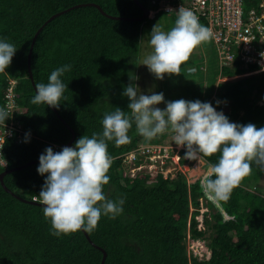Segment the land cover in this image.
<instances>
[{"label":"trees","instance_id":"1","mask_svg":"<svg viewBox=\"0 0 264 264\" xmlns=\"http://www.w3.org/2000/svg\"><path fill=\"white\" fill-rule=\"evenodd\" d=\"M152 9V0H138ZM138 18L142 10L134 0H0V40L13 44L15 53L6 72L0 73V107L5 106L9 80L18 81L16 100L22 110L17 116L27 135L22 143L16 138L6 141L3 157L8 163L0 166V175L39 160L49 147H65L72 133L102 134L104 115L120 108L129 113V99L123 96L136 77L137 61L142 42L160 16L144 22L112 20ZM47 24L39 34L32 53L35 85L48 83L57 68L71 66L60 78L68 85L58 108L33 104L36 95L30 79L28 57L39 29L54 15L67 11ZM259 67L251 65L250 71ZM248 70L235 61L219 69V78L243 75ZM215 83L214 93L207 100L221 108L229 102L225 116L230 122L257 128L264 127V73L234 81ZM211 100V101H210ZM208 102V103H209ZM130 143L117 147L108 142L114 158L108 173L110 182L104 192L108 199H124L123 212L115 218L102 216L98 227L86 232L92 243L107 253L105 264H264V178L254 163L252 175L236 189L227 202H210L199 181L190 184L186 175L173 179L157 174L131 177L125 169V157L143 144L133 122L128 133ZM164 133L157 145L165 144ZM186 151H182V164ZM218 156L202 161L218 162ZM144 159L138 156L136 165ZM150 163V161H148ZM39 162L5 176L9 194L0 182V264H102L103 253L94 247L83 231L59 237L52 235L51 223L45 218L36 196L46 176L37 169ZM21 198V199H19ZM204 229L199 228L201 207ZM209 235V236H208ZM208 241L209 259H199L188 250L187 241Z\"/></svg>","mask_w":264,"mask_h":264},{"label":"clouds","instance_id":"2","mask_svg":"<svg viewBox=\"0 0 264 264\" xmlns=\"http://www.w3.org/2000/svg\"><path fill=\"white\" fill-rule=\"evenodd\" d=\"M212 38L210 28L202 25L191 10L180 7L167 31L158 23L153 26L149 40L152 51L140 63L157 80L162 81L166 75L179 76L192 53ZM16 52L13 44L0 40V73L6 72ZM68 71L70 65L57 68L47 84H36L31 103L58 108L68 89L60 77ZM123 96L130 101L129 113L115 108L105 114L102 134L93 133L91 138L84 135L74 147H63L59 152L49 147L40 155L37 171L46 179L36 197L51 223L52 235L91 233L102 216L122 214L124 199L110 200L104 192L114 160L108 142L117 147L130 143L128 133L133 122L137 132L148 140L171 133L174 143L186 148L185 160L200 162L219 154L218 162L208 163L199 181L203 194L213 204L227 202L243 186L252 175L253 163L264 171V127L230 122L211 103L183 99L165 102L163 93L144 94L135 83L124 89ZM162 103H166L163 110L157 107ZM7 119L9 112L0 107V124L5 125Z\"/></svg>","mask_w":264,"mask_h":264},{"label":"built area","instance_id":"3","mask_svg":"<svg viewBox=\"0 0 264 264\" xmlns=\"http://www.w3.org/2000/svg\"><path fill=\"white\" fill-rule=\"evenodd\" d=\"M151 4L150 19L156 18L161 13H176L180 7L191 10L200 22L212 30V40L217 47L220 68L232 66L235 61H240L243 63V68L248 70L236 79L264 73V55H262L264 54V0H152ZM251 65L259 68L250 71ZM190 72L197 71L193 69ZM17 84V80L10 79L5 94L4 108L9 112V119L5 121V125L0 124V166L3 168L8 167L3 157L6 141L16 138L19 143H22L27 135L17 118L22 114L16 100ZM221 104L222 107L216 110L225 115L229 111L230 104L226 101ZM56 147L58 150L63 148ZM182 151H186V148L176 144L148 146L142 144L125 157V162L131 157L132 162L130 163L136 165V160L140 156L144 160H149L150 163L159 161L162 167L167 164L175 166V161L178 164L183 158ZM172 156L177 157L178 160L174 161L175 157ZM165 177L169 178L171 174Z\"/></svg>","mask_w":264,"mask_h":264},{"label":"rangeland","instance_id":"4","mask_svg":"<svg viewBox=\"0 0 264 264\" xmlns=\"http://www.w3.org/2000/svg\"><path fill=\"white\" fill-rule=\"evenodd\" d=\"M175 19L176 13H161L158 21L154 23L153 26L158 23L164 28L165 31H167L173 25ZM200 23L204 25L202 22ZM152 28H148L150 33ZM150 33L144 38L139 51L136 72V77H138V80L135 81V84L144 94H150L151 92L163 93L165 102L175 101L179 99H183L186 101L199 100L200 102H206V100L211 95H213L215 83L217 80L219 83L223 81H234L236 78L241 76L239 75L235 77H229L227 79L219 78L220 66L217 47L211 39L210 41L202 44L192 53L189 61L182 65L179 76L166 75L162 81L157 80L154 75L149 72L148 68L141 65L140 63L141 59L146 54L152 51L149 45ZM193 69H196L197 72L189 73V71ZM208 102L209 101H207V103ZM157 107L163 110L166 107V103L157 105ZM166 134H168L169 136L164 140L165 144L174 145L175 143L172 138V134L168 132H166ZM161 136L162 135H159L152 140L144 138L143 144L147 146L157 145L158 139L161 138ZM181 156L183 157L182 153ZM130 159L128 158L129 161L127 160L124 165L125 169H127V174L133 178L138 176V174L155 175L159 171H164L163 174L165 176L171 174V177L174 179L178 173L182 172L186 175L189 183L193 184L196 181L200 180L207 170L205 163L202 160L200 162L198 160H187L186 164H182L180 160L177 164V161H175L177 157H175L173 159L175 161V166H170L167 164L165 167H162L161 165H159V161H151V163L149 164V160H144L141 166H136L130 163L132 162V160ZM260 187L264 190V178L260 183ZM201 208V215L198 217V222L199 228L204 229L203 215L208 211V209L206 208V206H203ZM187 245L189 252L194 256L199 257V259L210 258L211 252L208 248V241H194L192 239H188Z\"/></svg>","mask_w":264,"mask_h":264},{"label":"water","instance_id":"5","mask_svg":"<svg viewBox=\"0 0 264 264\" xmlns=\"http://www.w3.org/2000/svg\"><path fill=\"white\" fill-rule=\"evenodd\" d=\"M134 1H135L136 4L140 7V9L142 10V13H143V14H142L141 17H138V18H119V17H113V16H110V15L106 14V13L104 12V10H103L99 5H96V4H84V5H78V6L73 7L72 9L81 8V7H88V6H89V7H95V8H97V9L102 13V15H104L105 17H108L109 19H112V20H122V21H130V22H144V21L150 19V12H149V9L146 8V7H144V6H143L138 0H134ZM72 9H69V10H67V11H63V12H61V13H58V14L52 16V17H51V18H50V19L44 24V26L41 27V28L39 29V31L37 32V34L35 35V37H34V39H33V42H32V45H31V50H30L29 57H28V69H29L30 79H31V81H32V83H33V85H34V87H35V83H34V78H33V73H32V53H33V49H34V45H35V43H36V40H37L39 34L41 33V31L43 30V28H44L47 24H49L51 21H53V20L56 19L57 17H60V16H62V15H64V14H66L67 12L71 11ZM52 109L55 111V109H54L53 107H52ZM55 112H56V111H55ZM56 114H57V116L61 119L62 123H63L67 128H69V130H70L71 133H72V139H71V141L68 143V145H66L65 147H73V144H74V142H75V140H76V134H75V132H74L73 130L70 129V127H69V126L66 124V122H65V121L59 116V114H58L57 112H56ZM60 151H61V150H60ZM37 162H39V160H37V161H33V162H31V163H29V164H27V165H24V166H22V167H19V168H15V169H7L6 171H4V172L0 175V182H1L2 187L5 189V191H6L7 193H9V194H12L11 191L6 187L5 182H4V178H5L6 175H8V174H10V173H13V172H16V171H20V170H22V169H24V168H26V167H28V166H31V165H33V164H35V163H37ZM12 195H13V194H12ZM13 196H15V195H13ZM15 197H17V196H15ZM19 199H21V198H19ZM32 204H34V205H39V206L42 207V205H41V204H38L37 202H33ZM83 232H84V231H83ZM84 234H85L86 238L88 239V241H89L94 247H96L97 249H99L100 251H102V253H103V261H102V264H105L106 259H107V253H106V251L103 250L102 248H99V247H97L96 245H94V244L92 243V241H91L89 235H88L86 232H84Z\"/></svg>","mask_w":264,"mask_h":264},{"label":"crops","instance_id":"6","mask_svg":"<svg viewBox=\"0 0 264 264\" xmlns=\"http://www.w3.org/2000/svg\"><path fill=\"white\" fill-rule=\"evenodd\" d=\"M189 73H192V72L189 71ZM217 83H219V82H217Z\"/></svg>","mask_w":264,"mask_h":264}]
</instances>
